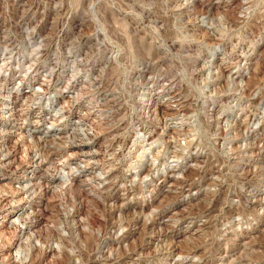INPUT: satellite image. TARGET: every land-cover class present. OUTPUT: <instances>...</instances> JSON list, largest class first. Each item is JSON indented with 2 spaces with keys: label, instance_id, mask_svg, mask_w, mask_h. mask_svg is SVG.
Wrapping results in <instances>:
<instances>
[{
  "label": "clouds",
  "instance_id": "obj_1",
  "mask_svg": "<svg viewBox=\"0 0 264 264\" xmlns=\"http://www.w3.org/2000/svg\"><path fill=\"white\" fill-rule=\"evenodd\" d=\"M0 122V264H264V0H0Z\"/></svg>",
  "mask_w": 264,
  "mask_h": 264
},
{
  "label": "rangeland",
  "instance_id": "obj_2",
  "mask_svg": "<svg viewBox=\"0 0 264 264\" xmlns=\"http://www.w3.org/2000/svg\"><path fill=\"white\" fill-rule=\"evenodd\" d=\"M13 14L15 15L16 12L14 10ZM3 123V122H0ZM255 183V182H254ZM152 254L150 252L143 250V243L141 240V243L138 245V247L133 251V253L128 257H122L121 259L123 261H126L127 264H134V261L137 260H146L148 259Z\"/></svg>",
  "mask_w": 264,
  "mask_h": 264
}]
</instances>
